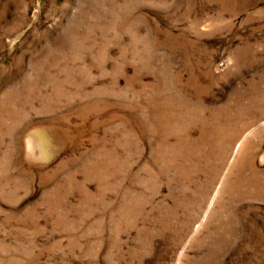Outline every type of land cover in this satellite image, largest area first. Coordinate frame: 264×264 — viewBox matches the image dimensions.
<instances>
[{"label":"rangeland","instance_id":"obj_1","mask_svg":"<svg viewBox=\"0 0 264 264\" xmlns=\"http://www.w3.org/2000/svg\"><path fill=\"white\" fill-rule=\"evenodd\" d=\"M0 264H264V0H0Z\"/></svg>","mask_w":264,"mask_h":264}]
</instances>
